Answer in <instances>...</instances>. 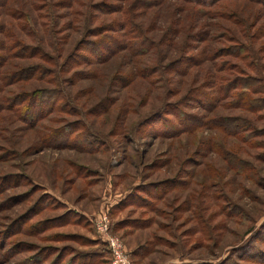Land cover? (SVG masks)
Segmentation results:
<instances>
[{
  "label": "rangeland",
  "instance_id": "obj_1",
  "mask_svg": "<svg viewBox=\"0 0 264 264\" xmlns=\"http://www.w3.org/2000/svg\"><path fill=\"white\" fill-rule=\"evenodd\" d=\"M259 1L0 0V264H264Z\"/></svg>",
  "mask_w": 264,
  "mask_h": 264
},
{
  "label": "trees",
  "instance_id": "obj_2",
  "mask_svg": "<svg viewBox=\"0 0 264 264\" xmlns=\"http://www.w3.org/2000/svg\"><path fill=\"white\" fill-rule=\"evenodd\" d=\"M260 3H262V4H264V0H260L259 1ZM232 48H235L236 50L238 49L239 51L237 52L236 51V56L237 57H241V54L242 53H244L245 51H246V48H245V46L244 45H242V46H240V47H238V45H236V47H231V49ZM26 49V52H24L25 53V55H26V53H31V51H32V49H27V48H25ZM230 49V48H229ZM41 51L40 50H38L36 53H34V54H41L40 53ZM15 53H16V51H15ZM44 56V55H43ZM245 56V55H244ZM242 58H246V57H243L242 56ZM44 59H45V61H49L50 60V58L48 57V56H44ZM47 63V62H46ZM36 68L35 69H37L38 67L37 66H35ZM40 68H41V70L43 71V69H44V72H45V67H43L42 65H40ZM24 71H26V70H24ZM239 81H244L245 83H240ZM258 82H261V81H257V80H255V79H253V78H241V79H233V80H230L229 82H227L228 83V87H230V88H237V87H241V88H245V89H248L250 92H258L259 91V88H260V85H259V87L257 86V83ZM226 87V86H225ZM264 87H261V89H263ZM226 89V88H225ZM43 94H45V95H43L41 98H39L40 99V101L39 102H42V100L44 99V97L46 96V94H48V96H50V97H56L57 96V93H56V91L55 90H50V91H44V93ZM39 95H42V94H38V96ZM241 95V96H240ZM245 94L244 93H241V94H239V96H240V100H242L243 98H247V99H245V100H242V101H244L245 103V106H251L252 104H255L256 102H261L259 99H252V98H250V97H246V96H244ZM38 96L36 95V98L38 99ZM38 99V100H39ZM32 101H34V100H32ZM34 102H37V101H34ZM48 104H49V102H48ZM53 105H55V103L54 104H52V106ZM52 108V107H51ZM230 130H231V132L233 133V132H235L236 131V128L234 129H231V127H230ZM238 132V131H237ZM107 251H108V248H107ZM108 254H109V251H108ZM250 254H252V255H260L261 257L260 258H262V257H264V253L262 252V251H260V250H258V249H254V248H252V250L250 251ZM109 264H110V255H109Z\"/></svg>",
  "mask_w": 264,
  "mask_h": 264
},
{
  "label": "built area",
  "instance_id": "obj_3",
  "mask_svg": "<svg viewBox=\"0 0 264 264\" xmlns=\"http://www.w3.org/2000/svg\"><path fill=\"white\" fill-rule=\"evenodd\" d=\"M98 222V229L107 234L106 243L110 255V264H130L129 257L125 252L122 241L113 235L107 233L108 222L106 215H100Z\"/></svg>",
  "mask_w": 264,
  "mask_h": 264
}]
</instances>
